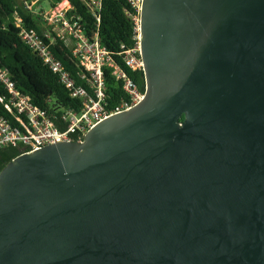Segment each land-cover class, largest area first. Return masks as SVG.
Returning <instances> with one entry per match:
<instances>
[{
    "label": "water",
    "instance_id": "water-1",
    "mask_svg": "<svg viewBox=\"0 0 264 264\" xmlns=\"http://www.w3.org/2000/svg\"><path fill=\"white\" fill-rule=\"evenodd\" d=\"M140 25L144 99L0 172V264H264V0Z\"/></svg>",
    "mask_w": 264,
    "mask_h": 264
},
{
    "label": "built area",
    "instance_id": "built-area-1",
    "mask_svg": "<svg viewBox=\"0 0 264 264\" xmlns=\"http://www.w3.org/2000/svg\"><path fill=\"white\" fill-rule=\"evenodd\" d=\"M82 1L88 7L95 23L96 28L92 34H89L85 25L81 23L83 17L71 12L73 9L71 4L65 10L56 6L46 10L42 5L34 7V3L25 2L26 7L40 17L42 33L27 26L21 17H17L16 21L20 37L59 76L70 95L82 100V107L74 109L60 106L55 110L61 112L58 117L55 112L37 106L28 94L18 89L10 70L0 61V83L5 88V93H0V149L15 145L20 146L24 153L49 144L83 141L93 127L115 114L131 109L144 99L145 92H141L137 84L115 63L112 52L102 42L100 23L104 0ZM126 2L131 10L125 11L129 16L134 15L136 29L139 32L138 43L135 48H126L122 45L120 55L128 66L144 70L140 46L143 0ZM57 38L64 40L70 47L77 65L82 69L83 84L77 82L72 72L53 52L51 45ZM105 66L111 67L112 73L123 79L124 89L129 95L128 100L122 101L114 109H108L105 105L107 89ZM59 125H64V128ZM77 137L78 140H75Z\"/></svg>",
    "mask_w": 264,
    "mask_h": 264
},
{
    "label": "trees",
    "instance_id": "trees-1",
    "mask_svg": "<svg viewBox=\"0 0 264 264\" xmlns=\"http://www.w3.org/2000/svg\"><path fill=\"white\" fill-rule=\"evenodd\" d=\"M33 0H0V61L7 67L16 82L18 89L28 94L32 102L37 106L55 112L60 117L61 112L55 110L60 106L79 109L82 100L73 98L59 76L54 73L19 35V27L16 24L17 17H21L27 26L36 28L43 32L40 26V17L26 7L25 2ZM61 1V0H56ZM72 5V13L83 17L81 23L85 25L86 31L92 34L95 23L88 7L82 0H68ZM56 4V3H55ZM53 4L52 6H55ZM125 9L131 10L126 0H104L102 10V21L100 23V35L104 45L112 52L115 63L133 80L141 92L146 91V78L142 68L133 69L128 66L123 56L121 46L135 48L138 43L139 32L133 16H129ZM51 48L68 70L72 72L78 83H84L81 78L82 69L77 65L70 47L64 40L57 38ZM106 79L105 105L108 109L124 100L129 95L124 89L123 79L117 78L112 73V68L104 67ZM0 93H5L4 86L0 83ZM2 114H7L1 112ZM185 117L183 116L182 120ZM21 126L20 123H17ZM62 129L64 125H59ZM78 140V137L75 138ZM84 140V139H83ZM20 146L8 145L0 149V172L16 156L23 153Z\"/></svg>",
    "mask_w": 264,
    "mask_h": 264
},
{
    "label": "rangeland",
    "instance_id": "rangeland-1",
    "mask_svg": "<svg viewBox=\"0 0 264 264\" xmlns=\"http://www.w3.org/2000/svg\"><path fill=\"white\" fill-rule=\"evenodd\" d=\"M31 3V2H30ZM32 3H34V7L42 5L46 10H51L52 5L55 4L57 8L60 9H68L69 8V1L68 0H61V1H56V0H33ZM42 25V23L40 22Z\"/></svg>",
    "mask_w": 264,
    "mask_h": 264
}]
</instances>
